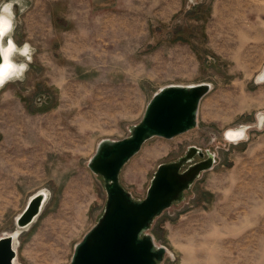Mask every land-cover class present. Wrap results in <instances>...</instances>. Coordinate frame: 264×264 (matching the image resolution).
Instances as JSON below:
<instances>
[{"label":"rangeland","instance_id":"374dc122","mask_svg":"<svg viewBox=\"0 0 264 264\" xmlns=\"http://www.w3.org/2000/svg\"><path fill=\"white\" fill-rule=\"evenodd\" d=\"M24 1L13 39L34 54L24 80L0 90V232L28 194L50 196L38 228L20 238L18 262L70 264L106 205L104 180L88 166L98 143L128 137L161 87L208 82L197 126L148 140L120 181L143 199L159 164L190 146L210 150L213 168L148 231L167 248L162 264H264V131L235 144L223 136L264 111V85L253 82L264 69V0L190 9L188 0Z\"/></svg>","mask_w":264,"mask_h":264},{"label":"water","instance_id":"95a60500","mask_svg":"<svg viewBox=\"0 0 264 264\" xmlns=\"http://www.w3.org/2000/svg\"><path fill=\"white\" fill-rule=\"evenodd\" d=\"M211 84L201 82L161 87L148 102L141 121L123 139H102L90 158L91 171L104 180L107 200L104 212L79 241L70 264H162L167 254L148 231L153 221L176 201L184 198L200 174L213 168L216 155L190 146L177 161L161 163L143 199H136L121 183L122 168L153 137L171 139L198 124L201 100ZM199 155L202 160L184 165ZM46 198L36 192L16 219L18 227L29 225L41 212ZM18 234L0 237V264H19L15 240Z\"/></svg>","mask_w":264,"mask_h":264},{"label":"clouds","instance_id":"9594fccd","mask_svg":"<svg viewBox=\"0 0 264 264\" xmlns=\"http://www.w3.org/2000/svg\"><path fill=\"white\" fill-rule=\"evenodd\" d=\"M23 2L24 0H0V89L8 83L24 80L34 53L29 43L18 46L13 39L16 27L15 9L22 7ZM199 2L200 0H188L189 9ZM253 82L256 85H264V69L258 71ZM254 119L253 124H241L227 129L223 133L224 140L235 144L246 141L251 128L264 131V111H257Z\"/></svg>","mask_w":264,"mask_h":264},{"label":"crops","instance_id":"0c3cea01","mask_svg":"<svg viewBox=\"0 0 264 264\" xmlns=\"http://www.w3.org/2000/svg\"><path fill=\"white\" fill-rule=\"evenodd\" d=\"M3 178V174H2V171H1V168H0V180ZM0 187H1V185H0ZM26 187L27 188H25L24 190H22V189H19V190H17V193L19 194V198L20 199H22L25 195H27L28 193H29V187L26 185ZM42 190V189H41ZM10 192H12L13 194H15L16 195V191H15V188L13 187L11 190H10ZM38 192V191H37ZM36 192H34L33 194H28V197L26 198V200H25V204H24V206L20 209V210H18L15 214H13V223H14V226H12L11 228H8V229H6V230H3L2 232H0V237L2 236V235H4V234H9V233H13V232H16V231H19V233H18V244H19V242H20V238H21V236H22V234L25 236V235H30V234H32L37 228H38V226H39V224H40V222H41V220L43 219L42 217H43V215H44V213H45V210H46V204L48 203V200H49V196H48V198L45 200V202H44V205H43V207H42V209H41V212L34 218V220L29 224V225H27V226H25V227H18L17 225H16V219H17V217L22 213V211L25 209V207H26V205L28 204V202H29V200H30V198L35 194ZM14 195V196H15ZM17 208H19L18 206H17ZM18 244H17V246H18ZM18 248V247H17ZM17 261H18V257H17ZM19 263V262H18ZM20 264V263H19Z\"/></svg>","mask_w":264,"mask_h":264},{"label":"bare ground","instance_id":"6f19581e","mask_svg":"<svg viewBox=\"0 0 264 264\" xmlns=\"http://www.w3.org/2000/svg\"><path fill=\"white\" fill-rule=\"evenodd\" d=\"M27 3L24 1L23 2V6L22 7H20V10L21 11H24L25 9H26V7H27ZM16 12V11H15ZM25 12V11H24ZM19 16V15H18ZM16 43V42H15ZM17 44V43H16ZM18 45V44H17ZM19 46V45H18ZM34 54V53H33ZM32 58H33V55H32ZM1 90V89H0ZM42 129V128H41ZM43 133V132H42ZM45 134V133H44ZM41 192H43L44 194H45V198L47 199L48 198V196H50V192H49V190L48 189H42L41 190ZM19 233V231H16L15 232V234H18ZM15 244L17 245L18 244V238H16V240H15ZM18 247V246H17ZM20 262V261H19Z\"/></svg>","mask_w":264,"mask_h":264},{"label":"flooded vegetation","instance_id":"af4514ba","mask_svg":"<svg viewBox=\"0 0 264 264\" xmlns=\"http://www.w3.org/2000/svg\"><path fill=\"white\" fill-rule=\"evenodd\" d=\"M202 159H203V158H202ZM202 159H200V160H202ZM200 160H199V161H200Z\"/></svg>","mask_w":264,"mask_h":264}]
</instances>
